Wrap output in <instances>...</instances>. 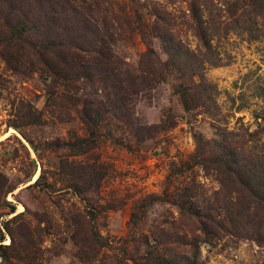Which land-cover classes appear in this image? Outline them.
Returning <instances> with one entry per match:
<instances>
[{
  "label": "rangeland",
  "instance_id": "374dc122",
  "mask_svg": "<svg viewBox=\"0 0 264 264\" xmlns=\"http://www.w3.org/2000/svg\"><path fill=\"white\" fill-rule=\"evenodd\" d=\"M190 1L61 0L63 14L49 13L58 26L45 19L41 25L47 38L66 45V61L55 76L38 58L39 38L4 42L0 17V229L8 221L12 249L29 248L24 263L143 264L142 255L156 249L151 264L172 258L187 264L192 259L188 242L196 240L198 264H264V241L240 236L224 217L225 202L237 197L235 178L199 162L194 138L238 142L254 133L249 143L264 152L259 129L264 120V10L252 11L251 0L205 3L204 17L209 11L214 21L242 14L246 25L256 26L249 32L241 24L243 29L211 41L219 65H206L203 73L216 113L211 105L186 111L175 90L178 81L186 80L168 67L163 77L158 70L156 80L144 87L125 88L126 107L119 118L104 113L93 144L84 153L73 148L77 140L90 137L77 99L104 97L103 83L77 72L78 61L92 62L74 47L81 39L68 43L80 32L76 27L96 29L114 66L139 78L141 59L152 53L159 62L167 59L151 31L157 14L166 15L188 47L199 44ZM33 6L36 14L40 7ZM197 91L205 98L201 85ZM208 152L209 146L205 157ZM3 183L12 192H4L6 186L1 190ZM4 200L15 205L13 213L7 215ZM248 211L260 212L253 203ZM180 237L187 243L176 241ZM10 242L7 234L2 244Z\"/></svg>",
  "mask_w": 264,
  "mask_h": 264
},
{
  "label": "trees",
  "instance_id": "16d2710c",
  "mask_svg": "<svg viewBox=\"0 0 264 264\" xmlns=\"http://www.w3.org/2000/svg\"><path fill=\"white\" fill-rule=\"evenodd\" d=\"M198 1L200 2L199 4L197 3ZM33 3L40 7L36 14H34ZM205 3L207 4V0H191L189 4L188 9L191 12L192 23H194V33L199 42L193 49L178 38L176 28L174 31V25L168 22L164 13L157 14V21L153 24L151 31L158 38L162 49L167 55V59L164 62H159V59L155 60V54L154 58H151L153 57V53L147 55L148 58L146 60L141 59L138 65L139 78L136 76L132 77L128 69L114 66L111 59H109L110 57L107 56L109 53L106 48L108 44L103 35L99 34L96 29L88 27L81 28V26L76 27V31L80 29V32L74 36L72 35L68 43L73 45L72 43H78L75 42L76 39H81L82 43L74 47L83 53L89 54V61L92 62L78 61L77 72L81 73L85 78H95L99 83H103L102 89H104V97L97 100L88 98L77 99L81 105L79 118L85 124L88 136L90 137L86 141L84 139L77 140L76 143H73V148H78L81 153H84L86 151L85 147H90L93 144L98 136V126L104 120V113L112 112L116 118H119L118 114L122 108L126 107L124 98L125 88H129L131 91L135 87L137 88L136 85H138V88L140 86L144 87V85L156 80L158 70L160 71L159 77H163L165 68L168 67L174 69L179 74V77L186 80V83L181 80L178 81L175 86V90L179 94L186 111H191L196 106L207 108L211 105L212 109H215L213 113H216L218 107L211 99V88L206 82L203 73L206 65H219L211 41L215 35L219 36L222 33L226 34L229 31L243 29L241 24L249 32H254L256 26L252 24L246 25V21L240 19L242 14L229 20L214 21L210 17L209 11L208 17H204L203 12L204 10L207 11ZM249 4L252 11L255 12L256 9L258 13H263V0H251ZM51 10H60L63 14L64 7L61 0H0V17L4 20L5 24V33L1 34L3 35V41L6 43H19L26 41L28 36L39 38L37 46L35 44L38 58L46 63L48 71L55 76L58 72L56 69L66 61L65 52L67 49L64 42L55 40L53 37L51 39L47 38L41 30L44 19L50 20L55 26H58V19L49 15ZM244 12H246V9L243 10ZM252 23L256 24L255 21H252ZM184 24L186 25L187 23L184 22ZM190 26L192 25L190 24ZM256 36L254 35V38ZM1 46L2 41L0 40ZM39 47L40 49H38ZM92 52L95 54L94 58L92 57ZM125 81H129L131 85L127 86V84H124ZM199 85L202 86V92L205 94V98L197 91ZM262 94L264 95V92ZM66 97L69 98L70 96L67 95ZM210 99L212 104H210ZM67 102L68 99H65L64 104L67 105ZM124 120H130V118ZM130 122L133 121L130 120ZM12 126L16 127V125ZM259 129L264 132V120ZM250 135V138L247 137L238 142L229 140L228 138H220V140L214 139L210 143L203 141L199 134H194V138L199 162L207 161L212 169L216 170L219 174H225L228 179L234 177L238 184L235 190L237 193L236 199L226 201L224 204V217L228 222L227 224L232 226L231 228L236 229L235 231L238 230L240 236L252 235L260 242L264 241V152H261L258 146L249 143L251 142L249 139L254 138L255 134L251 133ZM221 136H223V132H221ZM207 146L210 147V152L205 157V148ZM70 173L74 176H80L79 172L76 171H70ZM92 176L94 177L93 173ZM39 178L40 176L36 178L32 185L37 184ZM96 182L99 186L100 182ZM4 186L6 185L3 183L1 190H3ZM4 192H12V189L6 186ZM4 203L9 206L7 215L15 211L14 204L6 200H4ZM251 203L260 212L253 211L250 213L248 209ZM16 217L17 215H14L10 219L15 220ZM132 219L133 222L137 221V219ZM252 224H255L256 227L251 229L249 226ZM2 225L4 231L0 229V264H34L23 262V259L29 256V248L20 246L17 249H12L13 236L8 227L9 222H4ZM244 228H247V230L242 231ZM7 234L11 238V242L4 245L2 241ZM176 239L180 243H187L181 237ZM188 243L192 245V259L187 264H198L199 245L196 240ZM154 251L149 252L150 256H147L146 253L142 255L143 264L156 262ZM23 253H26V256H23ZM158 263L182 264L173 258L158 260Z\"/></svg>",
  "mask_w": 264,
  "mask_h": 264
}]
</instances>
